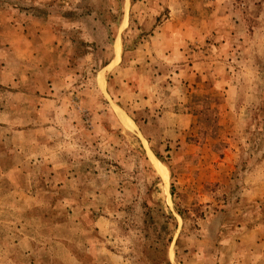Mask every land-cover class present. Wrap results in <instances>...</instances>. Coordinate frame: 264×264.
<instances>
[{
	"label": "rangeland",
	"instance_id": "rangeland-1",
	"mask_svg": "<svg viewBox=\"0 0 264 264\" xmlns=\"http://www.w3.org/2000/svg\"><path fill=\"white\" fill-rule=\"evenodd\" d=\"M0 264H264V0H0Z\"/></svg>",
	"mask_w": 264,
	"mask_h": 264
},
{
	"label": "bare ground",
	"instance_id": "bare-ground-1",
	"mask_svg": "<svg viewBox=\"0 0 264 264\" xmlns=\"http://www.w3.org/2000/svg\"><path fill=\"white\" fill-rule=\"evenodd\" d=\"M119 115H120V117H121V119H122V122L126 125V126H128V127H132V126H134V123H133V121L129 118V117H127L126 116V114L123 112V111H121L120 113H119ZM153 158V159H152ZM152 158H151V160H152V162H153V164H154V166H155V168L158 170V172L162 175V176H164V179L165 180H167L168 179V177H169V175H170V171L165 167V166H163L153 155H152Z\"/></svg>",
	"mask_w": 264,
	"mask_h": 264
}]
</instances>
